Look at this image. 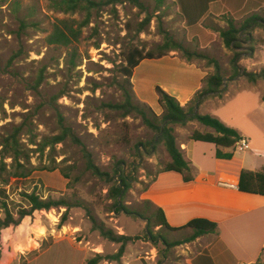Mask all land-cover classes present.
<instances>
[{
  "label": "rangeland",
  "instance_id": "obj_1",
  "mask_svg": "<svg viewBox=\"0 0 264 264\" xmlns=\"http://www.w3.org/2000/svg\"><path fill=\"white\" fill-rule=\"evenodd\" d=\"M94 1L97 5L90 9V19L84 24L85 10L64 11L58 9L54 0H0V141L17 128V139L34 168L26 178L10 177L7 184L0 183L4 190L0 192V218L6 214L4 203L15 219L20 209L28 208L23 192L34 190L42 198L78 200L99 222L117 233L146 236L145 231L149 230L155 237L128 242L119 261L103 259L98 264H194L210 238H196L168 249L162 238L168 242L182 240L190 231L155 226V207L142 195L167 163L169 155L163 143L154 141V133L140 118H122L104 104L121 99L115 81L125 48L134 45L145 51L154 50L163 41L162 30L188 49L205 52L220 64L225 89L215 100L217 105L234 99L233 92L243 87L263 93L262 79L250 83L245 77L234 75L232 59L235 51L253 48L252 57L240 56L238 64L247 70H260L264 66L259 65L264 29L253 30L254 42H243V47L230 49L224 45L218 29L227 27L231 15L202 20L203 28L212 33L201 36L186 27L175 0ZM257 13L264 15V6ZM244 17L235 20L239 23ZM59 20L79 32L78 40L70 47L46 41L56 24L62 26ZM141 25L143 30L138 34ZM72 51L76 52L74 64ZM193 60L209 74L213 72V67H207L203 59ZM165 62L144 60L132 80L135 97L154 111L158 109L155 87L169 93L177 85V72ZM258 110L264 112L262 107ZM58 115L80 143L68 136L42 153L28 151L37 147L31 142L39 144L60 134ZM238 122L245 124L242 119ZM181 125L172 127L186 130L187 126ZM83 147L100 171L113 176L119 186L124 171L130 185L119 207L108 195L111 183L107 176L94 175L87 169ZM242 154L238 150L237 155ZM5 161L10 164L12 158ZM48 167L57 169L49 171ZM59 169L69 178H63ZM115 169L119 170L117 174ZM122 205L139 216L126 212ZM64 210H35L18 225L1 228L0 264H85L96 253L116 252L119 244L92 230L83 207H71L67 219L60 223Z\"/></svg>",
  "mask_w": 264,
  "mask_h": 264
},
{
  "label": "trees",
  "instance_id": "obj_2",
  "mask_svg": "<svg viewBox=\"0 0 264 264\" xmlns=\"http://www.w3.org/2000/svg\"><path fill=\"white\" fill-rule=\"evenodd\" d=\"M54 1L58 9H62L64 11L72 12L77 9L85 10L86 16L83 20L84 24L88 23L90 19V9L94 5H97V2L94 0ZM208 1L209 0H175L186 26L196 25L200 21L202 15L208 9ZM160 2H162V0H160ZM59 22L62 24V26L56 24L53 31L47 36L46 41L48 44H57L70 47L73 42L78 40L79 32L65 21L59 20ZM256 28L264 29V15L253 12L246 15L239 23H237L234 18H229L227 20V27L224 29H218V34L226 47L230 49H237L243 47V42L252 43L255 41L252 32ZM142 30L143 25L138 28L137 33L139 34ZM162 33L163 41L158 44L154 50L145 51L142 47L134 45L125 48L119 68V76L115 81L117 88L120 90L121 99L118 102H108L104 105L106 108L115 112L122 118L128 116L140 118L141 122L152 130L158 141L163 143V146L170 157V161L167 162L160 171H174L180 173L183 177V180L188 182L193 179L191 166L184 158L182 150L176 141L172 124H185V122L189 120H197L201 124L212 128L213 132L211 133H201L194 130L190 134L189 138L196 141L214 144L215 157L220 159H231L234 154L235 147L242 137L235 128L226 125L216 116L209 113L201 114L198 111L194 113L196 104L199 106L205 99L210 97H220L225 89L222 70L217 60L205 52L192 51L188 49L182 42L176 40L167 31L162 30ZM241 49L242 50L240 51H235L232 59L234 75L239 74L245 77V79L250 83H255L258 79H262L264 81V66L258 71H251L238 64V58L241 55L249 54L252 56L253 53V48ZM171 51L180 52L181 55L188 61L193 59H203L207 67H213V72L207 74V76L203 79L202 86L194 93L192 98L184 106H181L179 101L174 96L163 90L161 87L156 86L155 92L157 95V104L161 109L160 114H156L148 104L139 101L135 97L132 84L133 70L142 60L159 59L168 55ZM75 55L76 52L72 51L71 62L73 64ZM261 98L264 101V92ZM58 117L61 128L60 134L45 138L39 144L31 142V144L37 145V147L29 148L30 150L28 149V151L35 150L42 153L46 147H52L53 145L62 142L68 136L73 142L80 143L77 137L72 133L71 129L64 124L62 116L58 115ZM17 132L18 129L16 128L13 133L0 141V183L2 185L7 184L10 177L26 178L32 173L34 169L29 165V154L23 150L19 140L17 139ZM82 150L86 157L87 169L90 170L94 175L107 176V182L111 183L108 188V195L111 199H113L114 206L119 207L120 200L123 199L124 193L130 185L128 178H126L123 174L124 171L120 175L122 184L121 186H118L113 176L104 174L93 163L86 148L83 147ZM7 157L12 158V162L10 164L5 161V158ZM20 158L23 159V162L19 161ZM55 169L57 168H47L49 171ZM118 171V169H115V174H117ZM59 172L63 178H69L68 174L64 172L63 169H59ZM152 180H154V178ZM237 188L243 193L264 196V167L258 171L242 169L239 174ZM3 191L4 190L0 188V192ZM22 197L27 202L28 208L20 209L19 216L16 219L13 218L12 214L7 210L6 203H4L6 214L4 218H0V229L8 227L11 224L18 225L25 215H30L35 210H50L51 208L57 207L65 208L60 220V223H63L67 219V213L69 209L73 206H79L85 209L86 215L91 222L92 230L99 231L102 237L108 239L111 242L119 244L116 252L113 254L103 255L96 253L93 257L87 259L85 264H98L103 259L119 261L125 252V247L128 242L146 238L150 239V236L152 239H155L149 230L145 231L146 236H131L115 232L113 229L107 227L103 222H99L92 215L89 208L78 200L70 201L64 198H42L37 193H35L34 190L31 192H23ZM145 201L151 204L149 200L145 199ZM122 207L126 210V212L139 216V214L136 212H130L124 205H122ZM153 216V224L155 226L165 228L169 231H190V233L182 240L168 242L162 238L164 245L167 246L168 249L184 242L193 241L202 235L214 233L217 229V224L215 222L205 218H194L182 226L172 227L167 223L164 213L160 208L155 209ZM203 259L204 255H198L194 259V264H206L202 263ZM160 263L161 262H159V264ZM255 264H260V261L258 260Z\"/></svg>",
  "mask_w": 264,
  "mask_h": 264
},
{
  "label": "crops",
  "instance_id": "obj_3",
  "mask_svg": "<svg viewBox=\"0 0 264 264\" xmlns=\"http://www.w3.org/2000/svg\"><path fill=\"white\" fill-rule=\"evenodd\" d=\"M263 6L264 0H209L208 9L200 21L186 27L192 29L190 31L194 34L206 36V33H212L201 25L207 17L213 16L217 20L231 15L234 19H240L257 13ZM259 51V65H264V48ZM241 56L252 57L249 54ZM157 60L166 61L165 64L177 72V85L169 93L181 106L186 105L202 86L208 70L194 60H186L178 51H171ZM143 61L134 68L132 80ZM233 94H236L234 99L220 105L215 102L218 97L205 99L198 106V112L214 115L235 128L248 141V147L241 150L243 154L238 156V150H235L231 159L216 158L214 144L189 138L194 130L211 133L213 129L197 120H189L181 125H186V130L174 128V134L184 158L191 166L193 179L185 182L180 173L159 171L142 195L155 209L163 211L167 223L172 227L182 226L194 218H205L217 224L214 233L200 236L210 238L207 248L198 253L204 255L202 263L255 264L259 260L260 264H264V196L221 185L232 183L237 186L242 169L258 171L264 167V112L258 110L261 107L264 110L263 93L243 87ZM154 112L160 114L159 105ZM239 119L244 120L245 124L239 123ZM181 130L183 133H180Z\"/></svg>",
  "mask_w": 264,
  "mask_h": 264
},
{
  "label": "built area",
  "instance_id": "obj_4",
  "mask_svg": "<svg viewBox=\"0 0 264 264\" xmlns=\"http://www.w3.org/2000/svg\"><path fill=\"white\" fill-rule=\"evenodd\" d=\"M248 147V141L245 139V138H242L236 145V150H243L245 148ZM221 185L225 186H229L231 188H237V186L235 184H232V183H229V184H226V183H222Z\"/></svg>",
  "mask_w": 264,
  "mask_h": 264
},
{
  "label": "water",
  "instance_id": "obj_5",
  "mask_svg": "<svg viewBox=\"0 0 264 264\" xmlns=\"http://www.w3.org/2000/svg\"><path fill=\"white\" fill-rule=\"evenodd\" d=\"M225 82V77H223V83ZM198 111V105L196 104L195 106V110L194 113H196ZM165 124V123H164ZM157 139V137H155L154 141ZM119 186V185H118Z\"/></svg>",
  "mask_w": 264,
  "mask_h": 264
}]
</instances>
